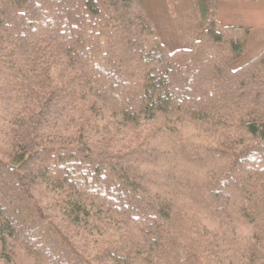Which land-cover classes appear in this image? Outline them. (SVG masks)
Masks as SVG:
<instances>
[{
	"label": "trees",
	"instance_id": "obj_1",
	"mask_svg": "<svg viewBox=\"0 0 264 264\" xmlns=\"http://www.w3.org/2000/svg\"><path fill=\"white\" fill-rule=\"evenodd\" d=\"M103 1L0 0V112L15 128L0 264L8 240L25 264H264V51L231 68L247 31L219 24L216 0L174 51L138 0ZM178 123L226 163L204 194L216 210L241 195L247 242L224 243L143 182L152 138Z\"/></svg>",
	"mask_w": 264,
	"mask_h": 264
},
{
	"label": "rangeland",
	"instance_id": "obj_2",
	"mask_svg": "<svg viewBox=\"0 0 264 264\" xmlns=\"http://www.w3.org/2000/svg\"><path fill=\"white\" fill-rule=\"evenodd\" d=\"M166 1L170 11L166 15L160 13L155 5H147L153 8L154 14L161 16H152L151 19L147 15L149 23L168 51L188 48L191 38L193 36L199 38L205 25V20L201 18L197 6L199 9L200 6L201 8L207 7V14H209L211 0H191L192 3L189 0ZM97 2L101 9L107 11L103 0H97ZM140 6L145 12L143 5L140 4ZM260 28L257 27L252 32L249 41L252 50L248 51L249 53L245 56L242 54L230 61L232 69L241 66L250 60L249 58H254L264 49V29ZM244 29L247 31V37L248 29ZM9 111L10 109L0 112V161L6 164L11 163L14 153L12 133L15 128L9 125ZM176 129L178 130L173 134L169 130L168 133L161 132L152 138L150 146L157 152L153 163L143 169V182L151 190H158L170 200L172 199L177 203L178 208L183 207L191 214H195L199 223L213 228L219 235H222L224 243L237 246L241 240L242 244L244 241L247 242L250 239L251 227L240 215L241 195L237 193L227 197L226 205L221 210H216L211 206L209 197L204 194L205 184L216 183L222 176L226 163L215 158L212 160L209 157V159L208 155L203 154V140L198 136L194 127L178 123ZM214 196L222 202L223 199L218 192L212 194L211 198ZM6 245L13 247L14 243L8 240ZM9 247L7 251L11 260L10 264H23L24 259H20L22 261L20 262L17 257H14L13 260V251Z\"/></svg>",
	"mask_w": 264,
	"mask_h": 264
},
{
	"label": "crops",
	"instance_id": "obj_3",
	"mask_svg": "<svg viewBox=\"0 0 264 264\" xmlns=\"http://www.w3.org/2000/svg\"><path fill=\"white\" fill-rule=\"evenodd\" d=\"M138 2L143 5L146 15L150 16L151 19L152 16H161L154 14L153 8L147 6L149 4L155 5L162 14L166 15L170 12L166 0H138ZM189 2L192 3L191 0ZM171 4L174 5L173 2ZM171 14H174V12H171ZM214 16L215 20L222 26L248 29L243 48V55L245 56L246 53H249L248 51L252 50L249 41L253 30L257 27L264 29V0H216Z\"/></svg>",
	"mask_w": 264,
	"mask_h": 264
}]
</instances>
